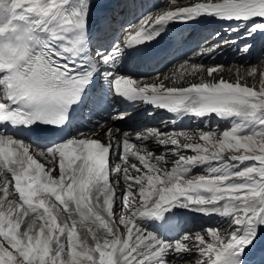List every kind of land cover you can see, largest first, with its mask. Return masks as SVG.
Instances as JSON below:
<instances>
[{
    "label": "snow or ice",
    "instance_id": "snow-or-ice-1",
    "mask_svg": "<svg viewBox=\"0 0 264 264\" xmlns=\"http://www.w3.org/2000/svg\"><path fill=\"white\" fill-rule=\"evenodd\" d=\"M170 3L173 10L149 13L119 30L106 17L92 53V0H0V264H247L249 251L264 239V69L247 72L259 73L258 87L239 74L235 82L224 79L223 65L207 67L208 80L187 86L143 83L148 76L138 82L118 71L126 49L150 47L180 27L212 19L235 22L229 33L244 39L264 35V0ZM236 42L218 40L193 56ZM251 49L245 43L241 52ZM180 67L193 75L204 71L202 65ZM97 73L108 84L87 110L107 115L89 126L91 134L78 131L43 149L20 138L40 125L58 132L71 128ZM115 97L178 117L214 115L228 127L200 131L199 142L187 132L131 137L106 126L126 118L111 112ZM150 137L168 155L149 150ZM169 155L175 157L171 165ZM198 167L202 174L193 173ZM180 208L218 216L225 227L169 238L173 209ZM151 221L160 222L155 230Z\"/></svg>",
    "mask_w": 264,
    "mask_h": 264
},
{
    "label": "rangeland",
    "instance_id": "rangeland-1",
    "mask_svg": "<svg viewBox=\"0 0 264 264\" xmlns=\"http://www.w3.org/2000/svg\"><path fill=\"white\" fill-rule=\"evenodd\" d=\"M190 2L191 3L204 2V0H183V3H180L179 0H178V5L177 6H185V5L189 4ZM169 5H170V7H168V4H166V7L164 9L165 10L174 9L175 6L171 5V3H169ZM222 26H224V24ZM228 28H230V26ZM219 30H224V29H219ZM228 34H233V33H229V31L225 33V35H228ZM233 36L237 37V35H233ZM231 40H234V39H230V40H226V41H231ZM245 43H248V42H245ZM250 44L252 45V49L250 50V52L248 54H244V53L241 52V49L243 48L244 44L240 45V46H237V45H235V46L234 45H229L228 46V49H231L234 53L239 54V56H242L243 59H241L240 57L235 58L237 56V55H235L234 56L235 61L228 60L227 65H224L225 63L218 61L215 57H210L209 55H207L206 57L209 60L211 59V61L210 62L209 61H205V62H203L201 64L204 65V66L223 65L224 67L220 70V75H222L224 77V79L227 80L228 77L229 78L231 77L230 81L235 82L236 79H237V74H239L240 76H242L244 78V81L249 86L256 85L258 87L259 83H260L259 73H257V75L255 77H250V76H247V72L250 71L251 68H256L258 70L259 69H264V37L262 38L261 43H260V45H259L257 50H255V48L253 47V43H250ZM215 52H216V54H214V55L217 56V53H219V51L215 50ZM221 58L222 57H220V59ZM238 61H242V62H238ZM185 75H186V82H183V84H188L189 82H191V80H193V82H200L201 79H204V80H208L209 79V77H207V75H206V72L203 73V77H202L201 73H199V72L194 74V75H190L188 73H185ZM220 75L214 74V76H216L217 79L220 78ZM174 76L175 75L173 73L172 77H174ZM191 76H193V79H189V77H191ZM217 120L218 119L216 118L214 120V123L219 122ZM222 125H225V123H222ZM215 126H212L210 128L212 129ZM218 126H219V128H223V129L228 127L227 125L225 126V128L223 126H220V125H218ZM223 129H221V130H223ZM202 131H208V130H202ZM198 135H197V133H195V135L193 136V139L196 140V142H199L198 141ZM193 173L194 174H202L203 173V169H201V171H200V169L194 168L193 169ZM219 219L216 220V223H215L214 227H220V228L225 227V224L221 222V218L220 217H219Z\"/></svg>",
    "mask_w": 264,
    "mask_h": 264
},
{
    "label": "bare ground",
    "instance_id": "bare-ground-1",
    "mask_svg": "<svg viewBox=\"0 0 264 264\" xmlns=\"http://www.w3.org/2000/svg\"><path fill=\"white\" fill-rule=\"evenodd\" d=\"M170 3V0H167V4H169ZM173 10V9H172ZM157 12H155V13H152V14H156ZM235 22H221V21H217V20H215V19H212V20H210V21H208V22H206V23H203V24H210V27L207 29V30H213V29H215L216 27H217V25L219 24V26H222L223 24H224V26H225V29L224 30H227L228 28L226 27V26H228V25H231V24H234ZM258 35V34H257ZM213 60V59H212ZM215 60V59H214ZM205 61H209V59L206 57V56H200V57H195V59L194 60H188V61H185V62H183V63H180V64H178L174 69H170L168 72H164V73H162V74H160V77H159V80L156 78V75L154 76V77H152V78H149V79H147V80H144V81H142L143 83H148V84H151V83H159L160 81H164L165 83H167V82H169V83H167L169 86H173L174 84L176 85V86H187V84H183V82H186V75L183 77V78H181L180 77V73H181V71H185V73H188L185 69H181V67H180V65L181 64H187V65H192V64H196V65H202L201 63H203V62H205ZM203 66V69H204V71H202V72H199V73H201V75H202V77H203V73L204 72H206V68L207 67H210V66H204V65H202ZM212 66V65H211ZM173 73H177V75L175 74V76L174 77H172V75H173ZM189 74V73H188ZM228 74V73H227ZM190 75H193V74H190ZM228 76V75H227ZM165 77H168V79L167 80H165ZM132 78L133 79H137L138 80V82H140V78H137L136 77V75H133L132 76ZM224 78V77H223ZM231 78V77H230ZM230 78L228 77V79L227 80H229L230 81ZM189 79H193V76H191V77H189ZM191 82H193V80H191ZM151 117H150V121H156V120H158V118L154 115V114H151L150 115ZM189 118H191L192 116L191 115H187ZM187 116H183V117H181V118H186ZM213 117H215L214 115H213ZM124 119L123 120H117V121H115V122H112V121H109V123L106 125L107 127H119L120 129H121V125L120 124H124ZM148 126H152V127H156V126H154L153 124H152V122H151V124H147ZM146 125V126H147ZM164 124H162L161 126L159 125V128L160 129H157V127H156V129H157V132H159V133H161V132H163V130H164ZM102 131V130H101ZM123 131V130H122ZM141 131H143V129L141 130ZM190 130H183V131H178L177 133H179V132H187V133H189V134H191V135H195V133L193 132V131H191V132H189ZM144 132V131H143ZM176 133V134H177ZM89 134H91V133H89ZM101 138V140H105L106 138L105 137H103V136H101L100 137ZM159 138H163V139H166V138H168V137H159ZM156 140H157V138L156 137H150L149 139H148V141L146 142V146L148 147V149L149 150H151L152 152H154L155 154H157V155H160V154H166V155H168L167 153H166V151H165V149L162 147V146H159L157 143H156ZM181 142L182 143H184V142H186V141H184L182 138H181ZM192 142H196V140H194L193 139V141ZM138 145V144H137ZM145 146V142L143 143V146L142 147H144ZM170 147H172V146H169V148ZM36 149H39V148H36ZM36 159H38L40 162H42V163H45V165H46V167H48L49 165H48V162L47 161H45L43 158H41V157H35ZM175 159V157H171L170 155H169V165H171V163H172V161ZM116 162V161H115ZM120 162V161H119ZM119 162H116V163H119ZM57 173H53V175H56ZM10 187V190H11V186H9ZM114 211L117 213V214H119V212L121 211V206H117L115 209H114ZM217 218H218V216H215V215H213V216H207V219L208 220H210V219H216L217 220ZM220 220V219H219ZM264 245V239H262L260 242H258L257 243V245L251 250V251H249V255H251V257H254L255 255H257V252H258V250L259 249H261V247Z\"/></svg>",
    "mask_w": 264,
    "mask_h": 264
}]
</instances>
